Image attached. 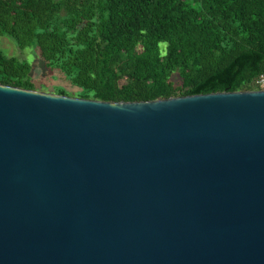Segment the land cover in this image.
Here are the masks:
<instances>
[{"label":"water","instance_id":"obj_1","mask_svg":"<svg viewBox=\"0 0 264 264\" xmlns=\"http://www.w3.org/2000/svg\"><path fill=\"white\" fill-rule=\"evenodd\" d=\"M0 264H264V90L0 84Z\"/></svg>","mask_w":264,"mask_h":264},{"label":"trees","instance_id":"obj_2","mask_svg":"<svg viewBox=\"0 0 264 264\" xmlns=\"http://www.w3.org/2000/svg\"><path fill=\"white\" fill-rule=\"evenodd\" d=\"M3 35L102 102L256 91L264 73V0H0ZM31 71L0 49L1 85L33 90Z\"/></svg>","mask_w":264,"mask_h":264},{"label":"rangeland","instance_id":"obj_3","mask_svg":"<svg viewBox=\"0 0 264 264\" xmlns=\"http://www.w3.org/2000/svg\"><path fill=\"white\" fill-rule=\"evenodd\" d=\"M0 49L8 57L27 62L32 71L29 79L33 90L47 94H64L72 98H84L86 91L73 85L59 69L50 68L40 57L36 45L20 48L11 37L3 35L0 37Z\"/></svg>","mask_w":264,"mask_h":264},{"label":"built area","instance_id":"obj_4","mask_svg":"<svg viewBox=\"0 0 264 264\" xmlns=\"http://www.w3.org/2000/svg\"><path fill=\"white\" fill-rule=\"evenodd\" d=\"M252 87L257 90H264V73L252 84Z\"/></svg>","mask_w":264,"mask_h":264}]
</instances>
